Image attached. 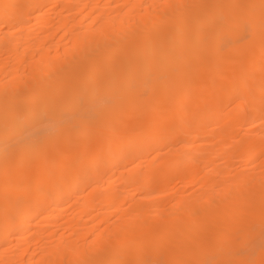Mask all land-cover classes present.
<instances>
[{
  "label": "bare ground",
  "instance_id": "1",
  "mask_svg": "<svg viewBox=\"0 0 264 264\" xmlns=\"http://www.w3.org/2000/svg\"><path fill=\"white\" fill-rule=\"evenodd\" d=\"M0 264H264V0H0Z\"/></svg>",
  "mask_w": 264,
  "mask_h": 264
},
{
  "label": "rangeland",
  "instance_id": "2",
  "mask_svg": "<svg viewBox=\"0 0 264 264\" xmlns=\"http://www.w3.org/2000/svg\"><path fill=\"white\" fill-rule=\"evenodd\" d=\"M241 132L243 133V130H241ZM141 134H142V135H145V134H146V131L142 132ZM178 146H179V145H176V147H178ZM176 147H174V148H176ZM136 148H139V145H137ZM248 156H249V153H248Z\"/></svg>",
  "mask_w": 264,
  "mask_h": 264
}]
</instances>
